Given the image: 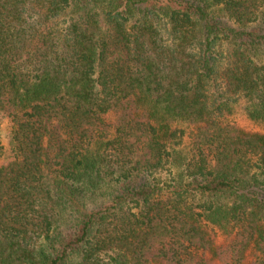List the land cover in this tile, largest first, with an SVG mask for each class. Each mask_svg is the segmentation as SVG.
<instances>
[{
  "label": "trees",
  "instance_id": "trees-1",
  "mask_svg": "<svg viewBox=\"0 0 264 264\" xmlns=\"http://www.w3.org/2000/svg\"><path fill=\"white\" fill-rule=\"evenodd\" d=\"M0 264H264V0H0Z\"/></svg>",
  "mask_w": 264,
  "mask_h": 264
},
{
  "label": "rangeland",
  "instance_id": "rangeland-1",
  "mask_svg": "<svg viewBox=\"0 0 264 264\" xmlns=\"http://www.w3.org/2000/svg\"><path fill=\"white\" fill-rule=\"evenodd\" d=\"M233 120L239 125V126H241V127H243L244 129H246V130H257V129H255V128H253V127H251L247 122H246V120L243 118V117H241V116H239V115H237V116H234L233 117ZM3 130H2V138H3V143H5V136H6V133H7V131H5V125H3ZM4 136V137H3ZM146 153V149L144 148V146L141 144V143H139L138 144V150H137V156L138 157H140V158H143L144 157V154Z\"/></svg>",
  "mask_w": 264,
  "mask_h": 264
}]
</instances>
